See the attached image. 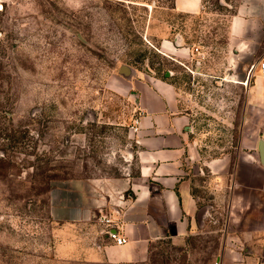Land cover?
Returning <instances> with one entry per match:
<instances>
[{"label":"rangeland","instance_id":"obj_1","mask_svg":"<svg viewBox=\"0 0 264 264\" xmlns=\"http://www.w3.org/2000/svg\"><path fill=\"white\" fill-rule=\"evenodd\" d=\"M239 1L203 0L188 15L175 0H0V264H109L76 251L86 228L54 221L49 194L58 180L124 175L137 104L123 66L173 82L204 158L221 164L196 181L201 227L134 264H227L245 254L243 211L258 205L264 176L241 170L232 186V172L239 160L261 163L264 103L261 114L247 85L203 75L194 62L188 69L162 47L182 34L217 63Z\"/></svg>","mask_w":264,"mask_h":264},{"label":"crops","instance_id":"obj_2","mask_svg":"<svg viewBox=\"0 0 264 264\" xmlns=\"http://www.w3.org/2000/svg\"><path fill=\"white\" fill-rule=\"evenodd\" d=\"M175 10L198 15L203 10V0H175ZM186 43L184 35H174L162 44L163 52L188 69L194 62L196 71L207 73L203 75L218 72L222 82L247 85V101L260 103L263 113L264 78L259 62L264 57V0L239 1L228 20L217 63L213 61L215 54H208L201 45ZM132 72L127 80L137 96V109L124 150V175L58 180L50 189L52 219L86 228V232L75 234L76 251L91 262H146L157 246L169 241L178 244L194 234L202 225L196 181L206 172L216 175L221 165L218 160L204 158L193 113L189 107H181L175 84L156 76L136 77L138 70ZM261 139L264 138L258 141L259 155ZM260 161L239 160L232 172V186L240 183L241 170L248 175L259 170L264 176L261 157ZM257 196L258 205L253 206L254 198L244 195L246 203L252 205L243 211L248 244L245 254L233 252L227 264H264V193ZM105 216L112 220L110 225L101 221ZM109 231L125 235L128 242L116 244Z\"/></svg>","mask_w":264,"mask_h":264},{"label":"built area","instance_id":"obj_3","mask_svg":"<svg viewBox=\"0 0 264 264\" xmlns=\"http://www.w3.org/2000/svg\"><path fill=\"white\" fill-rule=\"evenodd\" d=\"M259 66L261 69V75L264 78V57L259 62ZM137 124H138V122H137ZM101 221L107 225H110L112 223V220L107 216L102 217ZM108 233H109V237L118 245H123V244L128 242V238L125 235L120 234L117 231H109Z\"/></svg>","mask_w":264,"mask_h":264},{"label":"water","instance_id":"obj_4","mask_svg":"<svg viewBox=\"0 0 264 264\" xmlns=\"http://www.w3.org/2000/svg\"><path fill=\"white\" fill-rule=\"evenodd\" d=\"M122 71V73L127 77H130L133 74V72H131L132 70L128 69V67L126 66L122 67ZM132 94L137 97L135 92H133ZM260 157L262 162L264 163V139L260 140Z\"/></svg>","mask_w":264,"mask_h":264}]
</instances>
